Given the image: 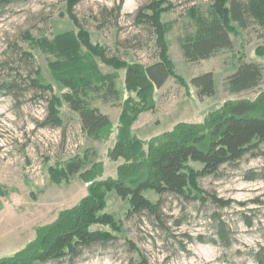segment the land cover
Listing matches in <instances>:
<instances>
[{
	"label": "rangeland",
	"instance_id": "rangeland-1",
	"mask_svg": "<svg viewBox=\"0 0 264 264\" xmlns=\"http://www.w3.org/2000/svg\"><path fill=\"white\" fill-rule=\"evenodd\" d=\"M151 0H122L117 20L103 24L100 12L117 5L120 0H82L73 13L85 28L90 40L107 48L128 63L149 64L157 60L153 35L147 27L136 24L139 6ZM170 4L161 14L169 22L166 33L167 57L172 75L152 92L147 105L134 91L125 87V68H112L99 63L103 72L116 75L120 99L116 102L92 101V105L109 117L110 124L99 140L88 138L82 131L78 114L60 99L63 89L51 78L47 63L53 55L32 47L27 38L46 36L78 27L67 14L68 0H9L0 7V86L16 83L14 92L0 90V258L10 257L36 238L37 229L52 223L59 212L72 208L87 195L90 184L114 179L121 159L112 161L108 150L119 130L128 128L131 136L142 143L146 152L151 142L172 131L179 122L207 125L210 115L227 102L253 100L264 89V30L256 23L245 28L234 24L232 46L211 57L187 62L179 46V38L194 28V10L205 11L211 0H157ZM241 61L258 63L262 81L251 90L232 93L226 79ZM38 71V75H36ZM210 71L215 92L199 98L190 79ZM49 89L36 87L30 78ZM59 124L41 125L49 115L51 101ZM128 103V122L121 120L124 102ZM85 157V167L95 165L91 180L79 174L63 172L66 160L74 155ZM197 169L201 164L188 161ZM264 168V145L258 156L246 155L235 166H224L219 176L195 180L196 186L230 199L229 206L217 207L209 201L192 202L172 195L161 198L151 190L144 195L155 202L161 199L162 219L166 228L145 214L127 216L128 201L114 191L106 193L102 212L114 220L115 227L93 224L92 229L106 230L113 241L85 248L72 264H138L139 254L147 264H256L249 253L263 244L264 180H246L245 173ZM218 212L233 231L230 247L199 242L212 233L211 215ZM253 218V226L244 224L243 216ZM179 221L180 225H176ZM118 227V228H117ZM43 264H70L67 260Z\"/></svg>",
	"mask_w": 264,
	"mask_h": 264
},
{
	"label": "trees",
	"instance_id": "trees-1",
	"mask_svg": "<svg viewBox=\"0 0 264 264\" xmlns=\"http://www.w3.org/2000/svg\"><path fill=\"white\" fill-rule=\"evenodd\" d=\"M82 0H68L67 14L78 27L61 31L51 38L46 36L27 38L31 46L53 55L47 67L51 78L63 89L60 99L78 114L82 131L88 138L99 140L101 133L109 126L110 120L101 113L92 101L116 102L120 91L116 86V75L103 72L99 63L112 68H125V87L134 91L141 103L151 101L152 92L164 84L172 75L167 57L166 33L169 22L161 20V14L171 8L163 1L151 0L138 7L134 18L136 24L147 27L153 35L157 60L149 64L128 63L125 59L108 53L107 48L90 40L88 31L83 28L73 13V6ZM121 2L101 12L103 24L117 20ZM9 0H0V7ZM194 28L185 31L179 38V46L187 62L207 59L217 51L232 46L231 33L234 24L245 28L251 23L264 30V0H211L205 11L194 10ZM38 75V71H36ZM263 78L258 63L241 61L234 72L226 79L227 89L238 93L255 88ZM36 87L49 89L48 85L38 83L37 77L30 78ZM190 84L199 98L212 96L215 92L214 77L207 71L193 76ZM14 92L16 83L0 86V90ZM49 105V115L41 125L56 126L59 119L53 102ZM121 120L128 122L124 102ZM264 145V89L255 99H237L227 102L221 109L210 115L207 125L179 122L172 131L166 132L157 144L149 143L146 152L142 143L131 136L128 128L119 130L116 140L108 150L112 161L121 159L114 179L91 183L87 195L78 205L62 210L50 224L40 226L36 238L25 248L10 257H1L0 264H43L49 261L67 260L72 264L85 248L95 244L113 241L116 235L92 229L93 224L115 227L114 220L103 211L106 193L109 190L128 201L127 216L145 214L156 224L164 225L161 199L153 202L144 195L151 190L158 194L182 197L187 201L205 203L209 201L217 207L229 206L230 199H223L215 192L196 186L195 180L206 176H219L224 166H235L244 156H258ZM188 161L201 164L197 169L187 166ZM85 157L74 155L65 161L64 174H79L86 181L95 173V165L85 167ZM246 180H264V168L245 173ZM244 224L253 226V218L244 215ZM212 233L208 238L197 235L199 242L230 247L234 241L233 231L218 212L211 215ZM176 225H180L177 221ZM118 228V227H117ZM263 244L258 245L249 255L256 264H264ZM133 251L139 254L138 264H147L134 243L129 242Z\"/></svg>",
	"mask_w": 264,
	"mask_h": 264
}]
</instances>
